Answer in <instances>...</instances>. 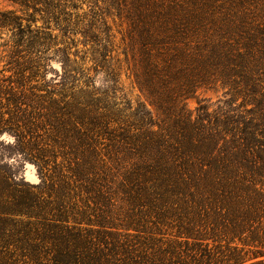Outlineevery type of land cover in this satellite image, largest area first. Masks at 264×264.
<instances>
[{
  "label": "trees",
  "instance_id": "16d2710c",
  "mask_svg": "<svg viewBox=\"0 0 264 264\" xmlns=\"http://www.w3.org/2000/svg\"><path fill=\"white\" fill-rule=\"evenodd\" d=\"M77 1L11 0L27 22L41 20L36 47L52 44L40 40L44 31L69 44L80 34L91 66L65 55L56 88L31 86L8 99L41 110L39 125L27 117L30 127L11 130L40 183L22 188L0 177V264H242L264 256V0H136L132 74L156 121L115 97L118 72ZM223 9L238 18L223 20L232 29L216 23ZM0 16V26L22 30L14 10ZM90 69L113 91L95 88ZM217 82L253 107L218 114L199 106L192 115L184 100Z\"/></svg>",
  "mask_w": 264,
  "mask_h": 264
},
{
  "label": "rangeland",
  "instance_id": "374dc122",
  "mask_svg": "<svg viewBox=\"0 0 264 264\" xmlns=\"http://www.w3.org/2000/svg\"><path fill=\"white\" fill-rule=\"evenodd\" d=\"M213 1L217 5H228L229 3L228 0ZM77 3L85 13L94 18L98 40L103 46L107 45V61L114 72H118L119 78L115 85V97H119L122 102H131L135 108L142 110L153 121L158 120L159 111L147 94L137 87L132 74V54L137 48V43L132 41V21L136 19L133 8L136 0H78ZM8 10H14L16 15L22 16L24 19L22 20L23 27L22 30L20 29L21 31L5 24L0 26V177L3 175L8 176L18 187L21 185L24 188L28 185L40 183V176L35 165L36 162L22 153L24 146L16 141L11 130L30 127L31 124L26 123V120H24L27 117L29 119L33 117V123L36 125H39L43 119L39 114L41 110H32L27 106L28 102H20V105L17 102L15 105L8 99L13 97L12 93H14V96L21 98L20 90H25V88L31 86H43V92L51 89L52 86L56 88L55 82L58 80L56 74H60V61L65 55L68 56L70 61H75L78 65L84 62L82 65L90 68L89 54L86 53L84 56V52L90 45H83V38L80 34L69 35L74 40V43L69 44V39L62 37L57 30H54L52 33L58 34L55 41L52 40L51 36L49 38V34H47L49 32L44 31L42 35H39L43 43L48 44L52 41L50 46L44 49L36 47L33 34L36 26H42L41 20L38 19L36 23L31 24L25 20L26 17L22 14L23 10L17 4H13L11 0H0V12ZM216 14V23L218 22L221 25L219 27L221 30L232 29V22L229 26L227 23L222 25L224 19L229 16L238 19L233 16V13L224 9ZM0 18L2 17L0 16ZM234 18L235 24L236 19ZM28 23L30 27L25 26ZM16 41L20 46L15 48L14 42ZM66 46L67 49L64 50ZM36 56H40V59ZM83 56L84 60L82 61ZM37 65H40L41 68H36L37 73L34 75L31 72ZM32 66L33 69L29 71ZM21 67H24V70L20 73ZM89 73L92 79L91 83L95 82V88H110L109 90H112L111 83L103 86V80L108 78L99 70L94 72L90 69ZM21 74L26 77L24 87L20 86L19 83ZM22 101L29 100L24 99ZM251 101V97H232L227 92V88L217 82L198 87L192 95L184 100V104L192 115H195L199 106L205 107L208 113L232 114L239 111L247 113L253 107ZM33 112H35L34 115ZM16 117H19L17 121L15 120ZM61 159L62 157L58 155L56 161L61 162ZM258 260H261L260 264H264V256L248 260L242 264H250Z\"/></svg>",
  "mask_w": 264,
  "mask_h": 264
}]
</instances>
